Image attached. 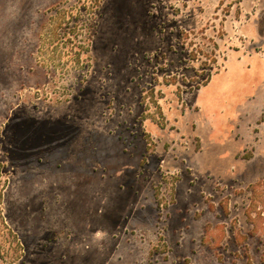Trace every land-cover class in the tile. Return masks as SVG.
<instances>
[{"label":"rangeland","instance_id":"rangeland-1","mask_svg":"<svg viewBox=\"0 0 264 264\" xmlns=\"http://www.w3.org/2000/svg\"><path fill=\"white\" fill-rule=\"evenodd\" d=\"M57 8L90 21L80 71H56L51 47L40 67ZM262 89L264 0H0L4 249L15 264H264Z\"/></svg>","mask_w":264,"mask_h":264},{"label":"trees","instance_id":"trees-1","mask_svg":"<svg viewBox=\"0 0 264 264\" xmlns=\"http://www.w3.org/2000/svg\"><path fill=\"white\" fill-rule=\"evenodd\" d=\"M84 9L87 10L85 7ZM89 10L90 9H88V11ZM51 18V20H49L51 23L49 25L50 27H46V25H42L41 27L42 30H46L47 34L45 35L44 32L40 36L39 46L40 48L42 47L41 49H44L40 50L42 59L44 58L43 63H41L42 66L40 65V67H48L47 61L49 58H47V51H45V49L51 47V52L54 57L50 59V62L53 64L56 71V66L59 64L58 62L64 64L63 66H67L68 70H71V72L82 70L89 60L92 41L90 21H84L77 8L67 12L57 8L54 10V14ZM83 83V81H80L79 85L83 86ZM6 231L15 239V236L7 227L0 210V264H15L16 261L14 260L16 258H12V255L4 249L3 239H5L4 236Z\"/></svg>","mask_w":264,"mask_h":264},{"label":"crops","instance_id":"crops-1","mask_svg":"<svg viewBox=\"0 0 264 264\" xmlns=\"http://www.w3.org/2000/svg\"><path fill=\"white\" fill-rule=\"evenodd\" d=\"M250 114L257 118L264 116V89L261 90L258 99L250 104Z\"/></svg>","mask_w":264,"mask_h":264}]
</instances>
